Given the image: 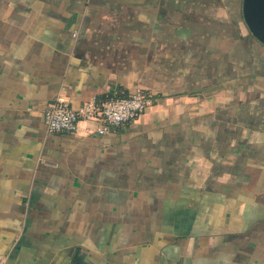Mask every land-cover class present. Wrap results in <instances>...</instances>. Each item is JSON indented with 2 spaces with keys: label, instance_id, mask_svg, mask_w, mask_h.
I'll use <instances>...</instances> for the list:
<instances>
[{
  "label": "crops",
  "instance_id": "obj_1",
  "mask_svg": "<svg viewBox=\"0 0 264 264\" xmlns=\"http://www.w3.org/2000/svg\"><path fill=\"white\" fill-rule=\"evenodd\" d=\"M137 90L155 104L115 131H46L52 101ZM0 257L264 264V45L242 0H0Z\"/></svg>",
  "mask_w": 264,
  "mask_h": 264
},
{
  "label": "built area",
  "instance_id": "obj_2",
  "mask_svg": "<svg viewBox=\"0 0 264 264\" xmlns=\"http://www.w3.org/2000/svg\"><path fill=\"white\" fill-rule=\"evenodd\" d=\"M73 37H76V33H73ZM155 102L154 96L141 90L126 96L92 98L76 110L63 101L55 100L46 105L43 123L47 132L59 133L73 132L79 122L90 121L97 124V134L106 135L130 124ZM4 261L0 257V264H4Z\"/></svg>",
  "mask_w": 264,
  "mask_h": 264
},
{
  "label": "water",
  "instance_id": "obj_3",
  "mask_svg": "<svg viewBox=\"0 0 264 264\" xmlns=\"http://www.w3.org/2000/svg\"><path fill=\"white\" fill-rule=\"evenodd\" d=\"M242 16L251 36L264 45V0H242Z\"/></svg>",
  "mask_w": 264,
  "mask_h": 264
}]
</instances>
